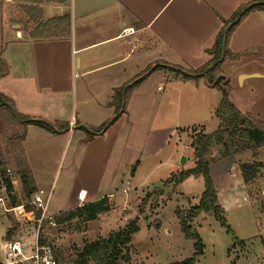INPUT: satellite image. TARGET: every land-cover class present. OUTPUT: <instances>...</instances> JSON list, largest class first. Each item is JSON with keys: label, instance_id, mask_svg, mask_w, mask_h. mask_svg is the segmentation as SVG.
<instances>
[{"label": "crops", "instance_id": "obj_1", "mask_svg": "<svg viewBox=\"0 0 264 264\" xmlns=\"http://www.w3.org/2000/svg\"><path fill=\"white\" fill-rule=\"evenodd\" d=\"M260 1L264 0H67L65 3L41 0L28 3L37 7L35 11L28 9L32 20L28 22L22 2L0 0V55L8 65V73L0 78V93L11 99L13 108L29 119L50 125L56 121L65 122L68 131L70 125H75L72 132L78 145L69 161L72 163L76 157L78 172L87 175L88 179L90 174H96L91 185L81 184L77 189L71 185L73 177L70 181L67 176L59 184L56 196L51 198L52 209L58 208L50 210V214L55 216V213L104 196L112 208L115 195L111 189L119 174H123V169L131 166L133 155L130 152H136L140 144L150 142L156 145V149L152 154L146 153L145 157L153 160L166 143H170L172 134L169 131L177 127L180 116L196 114L199 106L197 96L203 90L211 95L208 91L211 85L204 77L184 79L178 72L197 69L207 63L211 57L207 50L223 21L241 5ZM65 14L70 17L66 36L50 39L29 37L28 31L39 21ZM260 31H264V10L250 11L229 36L228 49L237 53L243 51L242 48L263 42ZM256 35L258 37L253 40ZM247 43L250 44L243 46ZM252 74L261 76L255 70L238 72L241 84L250 77L246 75ZM222 75L226 77L224 70ZM139 77L142 79L128 97L126 112L113 124L88 138V128L100 127L113 118L114 109L108 106L113 90L129 85ZM189 95L192 98H187ZM192 121L199 123L197 119ZM26 130L29 134L31 131L42 136L50 134L42 150L22 144L28 165L30 157L36 153L46 159L50 151L47 146L55 140H64L63 136L66 138L67 135V129L53 131L35 124H29ZM180 130L176 136L185 134L189 137V131ZM25 137L23 143L26 142ZM88 148L91 155H86ZM241 153L210 161V175L224 213L229 201L226 188L234 189L236 183L245 195L246 184L239 171L241 162L235 158ZM188 163L191 164L186 167ZM193 164V150L183 153L178 149L171 150L163 161L154 162L157 169H170L165 178L191 168ZM143 165L140 160L135 166L132 164L131 175ZM30 172L34 191L43 188L36 184L34 173ZM183 182L176 188L171 185V189L179 190ZM47 185L45 188L49 187ZM128 188L119 191L124 194L123 202L129 196ZM177 190L182 196L183 192ZM13 195L17 203L25 197V202L13 206L19 207L18 212L24 218L30 209L27 202L32 194L27 197L22 185L21 191L14 185ZM234 201L236 199L232 203ZM20 236L19 232L18 239Z\"/></svg>", "mask_w": 264, "mask_h": 264}, {"label": "rangeland", "instance_id": "obj_2", "mask_svg": "<svg viewBox=\"0 0 264 264\" xmlns=\"http://www.w3.org/2000/svg\"><path fill=\"white\" fill-rule=\"evenodd\" d=\"M259 33L261 38H264V31ZM257 37L256 35L253 40ZM241 41L243 42V40ZM248 44L250 43L243 46H248ZM242 49L243 51H236L237 56L227 57L222 62L221 69L225 71L226 77L221 74L223 77L221 86L225 90L228 100L236 105L241 112L250 113L264 124V77H261L264 76V41ZM252 70L259 72L261 76H250L245 78L241 84L238 72ZM225 82L227 84L224 85ZM210 89L208 91L211 92V95H208L204 90L201 94H197L196 101L199 106L196 114L189 116L186 113V115L180 116L181 120L177 127H173L169 131L172 134L170 143H166L157 157L153 160L145 157L146 153L152 154L156 149L154 147L156 145H151L150 142H144L136 148V152H130L133 155L131 166L132 164L135 166L139 160L144 165L135 173L132 172L134 175H131V166L125 168L127 170L123 169L124 175L119 174L118 181L111 189L115 199L110 211L86 224H77L74 220L61 226L54 224L48 227L47 222L46 224L44 222L48 244H52L59 264H76L77 252L83 246L84 241L105 237L111 231L123 228L130 220L134 219H136L138 230L133 233L130 243L133 264H170L193 256L194 240L187 238L182 232L175 209L185 210L189 206L197 204L203 191V180L190 177L183 182L179 188L183 192L181 196L176 192L177 189H171L172 182L169 181L171 175L165 178L170 169L167 170L166 167L157 169L154 162L163 161L173 149H178L183 153L191 152V138L189 137L202 131L201 129L204 133H210L217 128L218 120L214 111L223 96V90L214 86H211ZM187 98H192V95ZM196 119L199 120L196 121L199 123L192 121ZM190 123L192 126L187 127V124ZM74 126L70 125L69 131L67 127L66 138L63 136L64 140H55L53 144L47 146L50 151L47 152L46 159L36 153L34 157H30V165L27 163L30 171L32 170L34 173L38 186L40 184L45 189L47 184V186L54 185L52 199L56 196L59 184L61 185L67 176L70 181L73 177L71 185L75 189L81 184L89 183L88 185H91L96 177V174L92 173L88 179L87 175L78 172L76 157L72 163L69 161L78 145L74 141L75 133L72 132ZM107 126L108 124L105 127ZM179 127L187 129L180 130ZM179 130L181 132L189 131V137L185 134L176 136L179 134L177 132ZM88 131L94 133L90 128ZM21 134L22 130L18 123L0 111V156L5 162V173L11 177L13 187L15 185L20 191L21 184L14 149H17L16 151L20 148L23 150L22 144L23 146L25 144L33 146L36 150H42L49 140L46 137H50L49 132L46 136H42L33 131L29 134L26 130V142L23 143L19 139ZM151 148L153 149L151 150ZM220 149L221 147L212 150L213 161L217 160ZM86 155H91L89 148ZM235 158L239 159L241 163L260 161L263 166L258 169L256 178L246 184L245 195H243L241 186H237L236 183L234 189L226 188L229 201L224 217L230 227L229 232L219 224L211 212H201L190 223L191 229L197 231L203 243V253L196 257L195 264H264V145L258 148L255 156L252 151L246 150L236 155ZM212 160L210 161L212 162ZM190 164L188 163L186 167ZM71 172L75 173L69 175ZM2 187L0 186V197L3 198L6 207H10L9 197L6 196ZM121 188L129 190V196L125 202H123L124 194L119 192ZM233 199L238 200V203L236 201L232 203ZM24 200L25 197L22 202L18 203H23ZM57 208L52 209V206L49 205V211H56ZM9 226L12 227V232L8 237L6 230ZM77 226L79 228H76ZM19 232L21 234L19 241L25 245V253H32L35 243L34 220H28L25 216L19 219L0 205V261L4 264L8 260L7 244L17 240Z\"/></svg>", "mask_w": 264, "mask_h": 264}, {"label": "trees", "instance_id": "obj_3", "mask_svg": "<svg viewBox=\"0 0 264 264\" xmlns=\"http://www.w3.org/2000/svg\"><path fill=\"white\" fill-rule=\"evenodd\" d=\"M18 1L22 2V7L29 17L28 9L35 11L37 7L36 5H29L28 3H38L41 0ZM47 1L65 3L67 0ZM242 10L243 12H241ZM253 10H264V1L253 4H244L238 7V9H236L227 20L223 21L222 28L217 33L212 46L207 50V53L211 56L210 60L197 69H190L178 73L181 74L184 79L197 80L204 77L208 84L218 89H222L221 80L223 77L221 75V64L225 58L237 56V53H232L228 49L227 44L229 36L244 17ZM238 15L239 18L227 28L228 24ZM30 21L32 20H30L29 17L28 22ZM69 22V14H65L62 17L50 18L45 21H39L33 29L28 31V35L35 39L63 37L69 32ZM222 54L223 57L219 60ZM7 73L8 65L0 55V78L4 77ZM141 79L142 77H139L129 85L124 84L113 90L110 102L108 103V106L113 107L114 109L113 118L109 120V123L107 122L100 127H90L94 133L87 131L89 134L88 138H91L92 135L103 130L107 124L109 125L115 122L126 112L128 97L133 87L138 84ZM225 84H227V82H225L224 85ZM222 90L223 96L214 111L215 117L218 120L217 128L210 133H204L203 129H201L202 131H199L194 136L190 137V147L193 150L194 164L191 168L182 169L179 172L171 174L169 179L174 188L191 176L201 177L204 184L203 191L200 194L197 204L189 206L185 210L180 208L175 209V214L179 220L182 232L187 238L194 240V254L192 257L174 261L170 264H195L196 257L203 253V243L201 238L197 231L195 229L192 230L190 226V223L195 220L201 212H211L218 220L219 224L224 227L227 232L230 231V227L226 223L224 217V211L218 202L216 187L210 175L209 165L210 160H212V150L219 146L221 147L217 159L228 157L246 150L252 151L255 156L258 148L264 145V124L250 113L241 112L228 100L225 90ZM0 111L4 112L11 120L17 122L19 127H21L22 134L19 137L20 141L25 137L26 128L29 124H35L44 129L53 131L67 129L68 127V124L65 122L56 121L50 125L41 120L29 119V116L18 113L13 108L12 100L2 93H0ZM14 150L16 152L15 161L20 183L25 195L28 197L34 192L32 175L27 166L23 150L21 148L18 151H16L17 149ZM4 164L5 162L0 156V186L4 187L6 196L9 197L10 205L13 207L17 205V202L13 195V183L11 177L5 173ZM262 166L263 163L260 161L241 163L239 165V171L243 183L248 184L250 181L254 180L258 174V169ZM110 210L111 205L108 198L104 196L96 201L85 202L79 206L59 212L54 216V221L58 226L68 224L74 220L77 224H86ZM76 228H79V226ZM137 230L136 219H134L130 220L123 228L111 231L105 237H99L91 241H84L83 246L77 252L76 264H133L131 261L132 247L130 243L133 233ZM11 232L12 229L10 228L7 230L6 236L9 237ZM38 242L40 244L48 243L46 234L40 235ZM75 250L77 251V248H75ZM55 257L57 258L56 253Z\"/></svg>", "mask_w": 264, "mask_h": 264}, {"label": "built area", "instance_id": "obj_4", "mask_svg": "<svg viewBox=\"0 0 264 264\" xmlns=\"http://www.w3.org/2000/svg\"><path fill=\"white\" fill-rule=\"evenodd\" d=\"M133 30L130 29V32ZM3 190L4 187H2ZM53 194V184L43 189H36L27 205L30 209L25 213L28 220H34L35 229V243L32 253H25L24 244L19 240H15L7 244V261L5 264H59L58 259L55 257L52 246L48 243L40 244L38 242L39 236L45 234L44 222H47L48 227L55 224L54 215L49 213L50 200ZM0 205L5 207L6 211L12 212L14 216L21 219L22 216L18 212L19 207H6L2 197H0ZM24 210V206H21Z\"/></svg>", "mask_w": 264, "mask_h": 264}, {"label": "water", "instance_id": "obj_5", "mask_svg": "<svg viewBox=\"0 0 264 264\" xmlns=\"http://www.w3.org/2000/svg\"><path fill=\"white\" fill-rule=\"evenodd\" d=\"M241 12H243V10H242ZM238 18H239V15H238V16H237V17H236L231 23L228 24L227 28H228L231 24H233ZM224 40H225V37H224V39H223V46H222L223 49H224ZM222 57H223V54L221 55V57H220L219 60H221ZM242 76H244V75H242ZM246 76H254V74H252V75H246ZM219 148H220V147H219ZM0 264H4V263L0 261Z\"/></svg>", "mask_w": 264, "mask_h": 264}]
</instances>
